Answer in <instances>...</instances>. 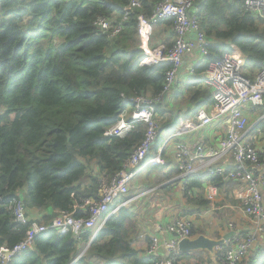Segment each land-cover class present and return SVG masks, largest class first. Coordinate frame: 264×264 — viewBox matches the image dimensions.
I'll return each mask as SVG.
<instances>
[{"label":"trees","instance_id":"1","mask_svg":"<svg viewBox=\"0 0 264 264\" xmlns=\"http://www.w3.org/2000/svg\"><path fill=\"white\" fill-rule=\"evenodd\" d=\"M129 2L0 0V245L13 248L33 221L50 224L64 213L88 217L85 202L100 199L101 178L121 172L144 141L147 126L141 122L123 137L105 135L125 111L133 110L134 97H156L164 91L166 72L172 67L168 61L141 64L138 16L151 15L157 0H144L142 7L132 8L115 36L96 27L98 17L121 22ZM194 7L210 40L209 54L195 65L197 77L188 83L197 112L213 104L211 88L194 89L204 84L200 74L211 60L227 52L239 53L246 58L248 76L255 77L264 62V19L247 11L244 0H195ZM173 21L165 19L156 26L172 31ZM164 45L169 49L172 44L164 40ZM164 101L156 105L157 121L164 116ZM254 111L264 114V107ZM175 133L169 123L161 126L149 157ZM249 136L255 146L258 143L264 160V120ZM146 169L156 170L151 165ZM230 170L190 175L164 189L183 185L186 204L179 216L187 217L211 209L207 186L232 192L239 182L228 175ZM179 172L175 167L165 174L166 180ZM130 197L129 193L120 198L109 212ZM19 199L29 220L25 224L14 215ZM34 209L42 214L38 220L29 217ZM137 231V213L121 206L94 239L91 230L78 238L72 232L49 229L8 264H159L158 255L134 246ZM198 233L205 232L191 224V235ZM203 253H182L173 264L211 263L212 258L205 259ZM241 264H264V247Z\"/></svg>","mask_w":264,"mask_h":264},{"label":"built area","instance_id":"2","mask_svg":"<svg viewBox=\"0 0 264 264\" xmlns=\"http://www.w3.org/2000/svg\"><path fill=\"white\" fill-rule=\"evenodd\" d=\"M143 1L130 0L124 7L125 14L121 22L117 23L111 17H98L95 21L96 27L103 32H110V36L117 35L123 28V21L128 19L131 9L142 7ZM194 1L157 0L151 15L138 16L140 48L144 51L141 64L152 65L168 61L172 63V67L166 72L164 91L160 95L156 97L137 95L133 98V110L130 113L125 111L120 119L105 131L108 137H123L135 127L136 123L141 122L147 126L144 141L134 150L125 168L111 179L101 178L100 199L85 202L90 212L88 217L76 218L64 213L54 218L50 224L33 221L24 239L13 248L0 245L2 264H8L15 254L31 246L38 234L49 229H56L60 233L72 232L78 238H82L88 230H91L95 237L108 216L121 206H129L133 199L137 198H127L119 207L109 212V208L120 198L128 197L130 185L139 171L148 165H164L165 155L170 150L174 152V160L180 171L178 178L182 180L190 175L208 172L223 174L231 169L228 175L239 183H245L246 193L237 208L244 216L251 219L255 230L244 232L231 222L229 230H235L236 234L225 246L217 249L215 258L219 264H241L255 250L257 243L260 241L264 243V160L259 157L258 143L255 146L249 136L251 130L264 120V114L254 111L256 108L264 107V62L255 77L251 78L245 70V56L227 52L211 60L205 71L200 74L204 84L213 90V104L199 109L195 113V119L201 126L215 123L226 125V137L218 142L219 147H210L205 151V145L201 142L192 151L185 142L172 140L178 134L175 133L167 137L157 152L149 157L159 129L156 105L172 91L187 55L198 52L205 57L209 54L210 40L201 29ZM244 5L254 16L264 19V0H244ZM171 18L174 20L172 26L174 40L171 47L166 49L164 44L153 47L155 26L160 21ZM182 186L184 192L185 188ZM219 193L216 186H207V196L211 203ZM25 211L22 200H17L14 215L18 223L29 222ZM164 232L170 235L165 241L164 253H160L161 243L156 236L151 237L146 253L158 255L161 258L159 264H173L181 254L178 249L179 240L192 236L191 223L184 217H179L168 224Z\"/></svg>","mask_w":264,"mask_h":264},{"label":"crops","instance_id":"3","mask_svg":"<svg viewBox=\"0 0 264 264\" xmlns=\"http://www.w3.org/2000/svg\"><path fill=\"white\" fill-rule=\"evenodd\" d=\"M157 39L159 40L157 46L164 44V40L172 44L174 34L171 29L170 31H160ZM201 57L198 52L186 56L172 91L167 93V97L162 103L164 116L160 117L158 121L159 128L165 123H169L172 128H176V133L178 134L172 140L185 142L192 148V151L201 142L205 145V151L210 147H219L218 142L226 137L227 129L224 123L201 126L199 121L195 119L196 103L193 89H188V83L191 79L197 77L194 67L201 61ZM200 88L208 87L201 83L194 89ZM200 100H202V97ZM165 159L167 161L165 165L168 164V166L151 165L156 168L153 173L145 167L139 171L130 185V192L132 189H136V193L129 199L137 197L128 206L138 215L137 239L134 242V246L143 251V253H146L152 236L159 238L161 243L160 253H164L165 241L170 236L168 232H164V228L176 218L181 217L179 216L180 211H182L181 208L186 204V200L183 198V191L180 188L181 184L179 186L174 185L171 189H164V186L171 181L178 180L176 178L178 176L171 180H166L165 177L166 173L176 167L174 152L170 150L165 155ZM179 191L180 194H178ZM245 193V183H238L234 186L232 192H220L216 196L215 201L211 203V209L196 212L184 218L198 229L204 230L206 234L214 236L212 233L215 232L217 237H221L229 230V225H227L229 222H233L237 228H241L243 231H254V223L237 208L239 206L238 202H240ZM41 216L42 214L36 209L29 211V217L34 220L40 219ZM207 221L211 225L209 231L205 230L208 225H204V222ZM220 225L223 226L221 227ZM258 247H264V243L260 241L256 244L255 249ZM85 251L86 249L81 252L80 256ZM202 255L205 259L212 258L206 251ZM212 260L208 264H219L216 258H212Z\"/></svg>","mask_w":264,"mask_h":264},{"label":"water","instance_id":"4","mask_svg":"<svg viewBox=\"0 0 264 264\" xmlns=\"http://www.w3.org/2000/svg\"><path fill=\"white\" fill-rule=\"evenodd\" d=\"M166 97L167 94L165 95V98ZM235 234V230H229L221 235V237H215L205 233H198L188 237L186 236L179 240L178 249L181 254L195 251H206L212 256L213 259H215L217 249L225 246Z\"/></svg>","mask_w":264,"mask_h":264},{"label":"rangeland","instance_id":"5","mask_svg":"<svg viewBox=\"0 0 264 264\" xmlns=\"http://www.w3.org/2000/svg\"><path fill=\"white\" fill-rule=\"evenodd\" d=\"M155 30H154V33H153V41H152V44L153 45H157V43L159 42V40L157 39V37L159 36V32H160V29H159V27H157V26H155V28H154ZM211 40H212V38H211ZM263 115V114H262ZM176 167H177V165H176ZM180 176V172H179V175H178V177ZM178 177H176L177 179H179V180H182V179H180V178H178ZM175 178V179H176ZM136 193V189H132L131 190V192H130V196H133L134 194ZM178 194H180V191L178 192ZM146 197V196H145ZM185 200V199H184ZM220 203V202H219ZM225 209V208H224ZM227 218H229V217H227ZM231 222H229L227 225H229ZM204 225H208V228H206L205 230L206 231H209V227L211 226V225H209V223H208V221L207 222H204ZM221 227L223 226V225H220ZM212 234H214V236H216L217 237V234L215 233V232H213ZM192 261H194L193 259H192ZM194 263V262H193Z\"/></svg>","mask_w":264,"mask_h":264}]
</instances>
